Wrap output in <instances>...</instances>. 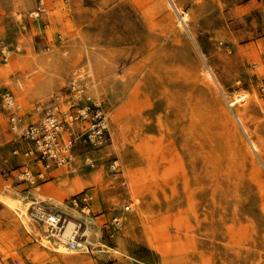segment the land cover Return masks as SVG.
<instances>
[{
    "label": "rangeland",
    "instance_id": "374dc122",
    "mask_svg": "<svg viewBox=\"0 0 264 264\" xmlns=\"http://www.w3.org/2000/svg\"><path fill=\"white\" fill-rule=\"evenodd\" d=\"M48 1L36 20V0H0V101L31 111L83 70L112 143L35 188L0 114V264H264V0ZM86 191L104 216L64 253L35 210L75 221L68 201Z\"/></svg>",
    "mask_w": 264,
    "mask_h": 264
},
{
    "label": "built area",
    "instance_id": "2783aa9c",
    "mask_svg": "<svg viewBox=\"0 0 264 264\" xmlns=\"http://www.w3.org/2000/svg\"><path fill=\"white\" fill-rule=\"evenodd\" d=\"M67 3L69 0H61ZM37 4L31 17L38 20L48 14L51 3L48 0H36ZM5 61L11 56L7 44L0 47ZM88 75L77 69L72 73L67 84V94L58 93L47 104H35L31 111H25L24 106L11 93H4L0 101V114L7 118L10 131L18 136L20 147L13 155L21 156L22 163L17 179L21 182L39 188L42 183L50 181L52 174L66 167L75 157L81 146L91 145L103 148L112 143L109 128V117L99 100L88 95ZM234 100L235 104L245 100ZM230 107L231 103H229ZM113 174L121 172L118 160L110 165ZM92 192H81L72 196L67 209L78 214L75 217L76 226L71 236L64 242L72 251H83L88 248V225L95 219L104 216L103 213L93 218ZM122 213L128 212L130 206L121 208ZM37 218L47 226L50 236L61 241L64 226L68 220V211L45 209L35 210ZM123 215H114L111 225L115 230L122 229ZM115 234L111 233V237Z\"/></svg>",
    "mask_w": 264,
    "mask_h": 264
},
{
    "label": "bare ground",
    "instance_id": "6f19581e",
    "mask_svg": "<svg viewBox=\"0 0 264 264\" xmlns=\"http://www.w3.org/2000/svg\"><path fill=\"white\" fill-rule=\"evenodd\" d=\"M36 196H37V200L43 198V196H42L40 193H37ZM7 202H8L9 205H10L11 207H13V208H15V207L18 206L15 202H13V201H11V200H8ZM30 202H31V201H28L27 203H24V204L21 206V211H22L23 215L26 216V218H30V217H29L30 206H31L32 204L36 203V202H34V203H32V204L30 205V204H29ZM40 209H42V208H39L38 211H39ZM45 209H46V208H45ZM75 226H76L75 221H73V220H67V221H66L65 226H64V231H63V234H62V236H61V242H63V243H60V244H61V245H60V251H62V252H64V253H71V254H73V253H78V252H79V251L66 250V249H68V248H65V244H64V242H65V241L71 236V233H72L73 229L75 228ZM45 238L48 239V236H45Z\"/></svg>",
    "mask_w": 264,
    "mask_h": 264
},
{
    "label": "crops",
    "instance_id": "0c3cea01",
    "mask_svg": "<svg viewBox=\"0 0 264 264\" xmlns=\"http://www.w3.org/2000/svg\"><path fill=\"white\" fill-rule=\"evenodd\" d=\"M51 180V179H50Z\"/></svg>",
    "mask_w": 264,
    "mask_h": 264
}]
</instances>
